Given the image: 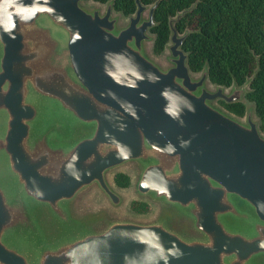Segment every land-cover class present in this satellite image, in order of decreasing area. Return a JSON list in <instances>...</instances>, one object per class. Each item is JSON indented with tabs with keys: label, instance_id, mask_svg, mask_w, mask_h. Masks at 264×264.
<instances>
[{
	"label": "water",
	"instance_id": "95a60500",
	"mask_svg": "<svg viewBox=\"0 0 264 264\" xmlns=\"http://www.w3.org/2000/svg\"><path fill=\"white\" fill-rule=\"evenodd\" d=\"M82 1L0 0V264H264L259 117L215 104L243 102L250 78L189 68L174 22L192 5L169 19L162 67L145 50L159 0L122 26L113 0ZM127 161L157 217L73 213L91 185L121 204L107 174Z\"/></svg>",
	"mask_w": 264,
	"mask_h": 264
},
{
	"label": "trees",
	"instance_id": "16d2710c",
	"mask_svg": "<svg viewBox=\"0 0 264 264\" xmlns=\"http://www.w3.org/2000/svg\"><path fill=\"white\" fill-rule=\"evenodd\" d=\"M106 2L107 0H97ZM145 4L155 0H141ZM192 5V7H191ZM124 15L136 8L135 0H113ZM187 9L175 22L179 32L188 31L182 48L188 52L192 71L207 66L211 82L224 86L238 85L250 78L245 97L254 103L255 113L264 124V0H159L154 13L153 51L160 53L169 39L170 17ZM221 104L235 115L245 113V103ZM120 187L130 184L128 174L113 176ZM129 206L135 212L148 211L145 201L134 199Z\"/></svg>",
	"mask_w": 264,
	"mask_h": 264
},
{
	"label": "rangeland",
	"instance_id": "374dc122",
	"mask_svg": "<svg viewBox=\"0 0 264 264\" xmlns=\"http://www.w3.org/2000/svg\"><path fill=\"white\" fill-rule=\"evenodd\" d=\"M81 4L87 8L100 7L103 10L106 5V3L99 2L97 0H84L81 2ZM114 15L118 17V23L120 26L125 25L127 23V15L120 13L118 10H114ZM144 15H147V10L145 11ZM150 34L153 37V34L152 33ZM147 44H149L148 48H147ZM145 45H146L145 50L148 53V55L153 60H155L159 65H161L162 67H167L168 65H170V62L168 60L170 51L168 50L167 47H165L162 52L155 53L152 48L153 46L152 40L145 41ZM243 102L245 103V113H246L247 109L253 106V103L249 101L246 97L244 98ZM215 104L225 108L221 104L220 99L216 100ZM245 113L242 116H238V115L237 116L240 118H244L246 115ZM253 116L254 118L258 119L254 111H253ZM258 120H259L258 122H259L260 131L264 134V124L262 125L261 120L260 119ZM118 171H122V172L124 171V173L128 174L129 177L131 178L130 184L126 187H119L114 183L116 190L123 197L121 204L114 206L111 203H109L106 197L103 195V193L95 185H91L86 190L81 192L73 202V213L76 215L83 216L89 213H97V212L104 213L105 215L104 218L97 220L96 222L93 223L92 226L94 228H101L105 224V222L111 218L134 219L139 221L152 220L155 217H157L158 214L163 209L160 203L147 200V198L141 197L137 194L135 189V183L139 174V166L135 161H127L124 164L120 165L119 167L110 170L107 174L108 179L110 181H113L112 177L114 173ZM134 199L145 201L149 207L148 211L146 212L133 211L129 206V204ZM188 224L185 222V220H180V219L176 221L173 220L174 226L185 231H190L187 229Z\"/></svg>",
	"mask_w": 264,
	"mask_h": 264
},
{
	"label": "bare ground",
	"instance_id": "6f19581e",
	"mask_svg": "<svg viewBox=\"0 0 264 264\" xmlns=\"http://www.w3.org/2000/svg\"><path fill=\"white\" fill-rule=\"evenodd\" d=\"M121 18H122V17H121ZM120 21H121V20H120ZM148 46H149V44H147V48H148ZM206 84H207V87H208V88H211V89L213 88V87H212V83H211L209 80L206 81Z\"/></svg>",
	"mask_w": 264,
	"mask_h": 264
},
{
	"label": "flooded vegetation",
	"instance_id": "af4514ba",
	"mask_svg": "<svg viewBox=\"0 0 264 264\" xmlns=\"http://www.w3.org/2000/svg\"><path fill=\"white\" fill-rule=\"evenodd\" d=\"M117 185V184H116ZM118 186V185H117ZM120 187V186H119Z\"/></svg>",
	"mask_w": 264,
	"mask_h": 264
}]
</instances>
